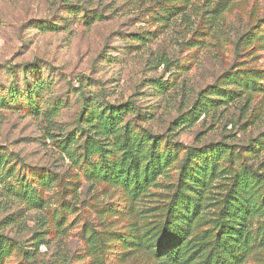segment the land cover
<instances>
[{"label":"rangeland","instance_id":"obj_1","mask_svg":"<svg viewBox=\"0 0 264 264\" xmlns=\"http://www.w3.org/2000/svg\"><path fill=\"white\" fill-rule=\"evenodd\" d=\"M0 264H264V0H0Z\"/></svg>","mask_w":264,"mask_h":264},{"label":"trees","instance_id":"obj_2","mask_svg":"<svg viewBox=\"0 0 264 264\" xmlns=\"http://www.w3.org/2000/svg\"><path fill=\"white\" fill-rule=\"evenodd\" d=\"M72 0H64L67 4H69ZM122 108H111L105 109L102 114L99 116L96 115L97 113L91 112L90 115L86 119V125L89 126L88 131H94L93 134L97 136H106L108 138L117 136H122L120 133V123L122 122L123 112L121 111ZM84 129L80 130V133H83ZM92 134V132H89ZM142 144H138L136 147V154H138V158L141 151ZM120 152L123 153V159L120 163V173L116 176V180L121 182H125L126 184H130L135 178L139 179L140 181L135 183V193H139L142 190H145V187L152 183L156 176L160 174L162 159L161 157L152 156L150 160L147 162V166L145 170L141 171V162L143 159H138L136 161V155L132 150L121 148ZM189 162V159L186 160V163ZM209 174V168L207 165H204L199 169L195 176L187 175L188 180H193L196 187L192 189L194 195L200 199L205 195V187L206 183L204 179ZM198 178V179H197ZM235 202V205H234ZM189 204L193 205L191 200H188ZM237 200H232L229 210H232V214L230 217V221L226 223V228L231 232L238 236L236 243L240 246L243 244V240L248 239V233L245 231V223L248 219L252 216V211L248 207H240ZM196 209H198V205H195ZM186 220L191 222V218L187 217ZM229 234V233H228ZM181 233H178L176 237L180 238ZM242 242V243H241ZM26 255L30 256V253H26ZM32 255V253H31ZM31 257V256H30ZM183 258L182 247H178L174 249L172 254L169 257L170 262H180Z\"/></svg>","mask_w":264,"mask_h":264}]
</instances>
